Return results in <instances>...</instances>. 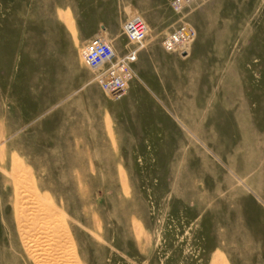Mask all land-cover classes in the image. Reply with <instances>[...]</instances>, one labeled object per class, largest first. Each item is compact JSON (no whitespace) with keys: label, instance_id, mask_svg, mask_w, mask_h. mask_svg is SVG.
<instances>
[{"label":"rangeland","instance_id":"374dc122","mask_svg":"<svg viewBox=\"0 0 264 264\" xmlns=\"http://www.w3.org/2000/svg\"><path fill=\"white\" fill-rule=\"evenodd\" d=\"M183 15L181 55L168 0H0V264H264V0ZM94 38L137 52L118 100Z\"/></svg>","mask_w":264,"mask_h":264},{"label":"built area","instance_id":"2783aa9c","mask_svg":"<svg viewBox=\"0 0 264 264\" xmlns=\"http://www.w3.org/2000/svg\"><path fill=\"white\" fill-rule=\"evenodd\" d=\"M200 0H168L169 6L180 15L179 25L167 33L161 46L165 52L186 54L187 47L194 41L196 32L186 22L183 11L191 8ZM123 34L128 42L142 44L147 38V27L143 19L135 16L123 26ZM85 66L95 72L93 81L104 96L118 100L122 97L126 83L129 81L131 67L137 59V52L121 57L106 41L94 38L82 50Z\"/></svg>","mask_w":264,"mask_h":264}]
</instances>
